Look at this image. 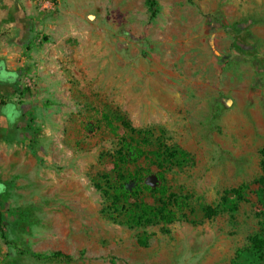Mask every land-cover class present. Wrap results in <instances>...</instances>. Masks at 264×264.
Listing matches in <instances>:
<instances>
[{"label":"rangeland","instance_id":"1","mask_svg":"<svg viewBox=\"0 0 264 264\" xmlns=\"http://www.w3.org/2000/svg\"><path fill=\"white\" fill-rule=\"evenodd\" d=\"M153 1L81 0L43 39L27 86L51 160L0 182V264H264V0ZM120 172L142 187L131 205L166 189L189 207L133 225L110 199Z\"/></svg>","mask_w":264,"mask_h":264},{"label":"crops","instance_id":"2","mask_svg":"<svg viewBox=\"0 0 264 264\" xmlns=\"http://www.w3.org/2000/svg\"><path fill=\"white\" fill-rule=\"evenodd\" d=\"M79 4L81 0H0V73L15 74L12 83L0 79V182H7L13 175H29L28 166H32L34 158L51 160V151L46 147L32 149L36 131L30 124V115L39 103L30 95L28 76L30 70L40 74L51 62L49 50L53 45L43 39L54 35L58 28L64 29L67 17L62 16V23L58 17L72 13ZM9 104L20 113L14 124L3 112Z\"/></svg>","mask_w":264,"mask_h":264},{"label":"trees","instance_id":"3","mask_svg":"<svg viewBox=\"0 0 264 264\" xmlns=\"http://www.w3.org/2000/svg\"><path fill=\"white\" fill-rule=\"evenodd\" d=\"M150 5L152 9L155 7V3L153 0H149ZM127 147L131 148L130 145H127ZM133 149V148H132ZM169 152V151H167ZM170 153V152H169ZM173 155V153H171ZM182 156H186L185 153H180ZM263 171H264V152H263ZM137 157H139V153L134 150H129L127 154L120 157V162L128 163L130 160H135ZM135 158V159H134ZM135 173H125L120 172L119 174V181L121 185L119 187H116L113 197H110L112 200V204L115 206V210H119V204L121 201L124 200L125 205H130V212H129V222L132 223L135 226H151L155 224L160 223H166L171 224L178 220V214L183 212L185 209L189 207V198L188 197H179L177 195H168L167 190L163 189L161 193V197L156 200L154 204L147 203V201L141 200L136 201L135 203H132V200H134V197L141 196L142 193V187L138 186L134 190L129 191L128 185L130 183H138V179L136 178ZM264 181V179H263ZM234 194L236 197L242 201L244 200V194H245V187H240L238 189H233L231 191H228L226 193ZM226 198V202H227ZM235 207V205H233ZM0 221H2V216L0 215ZM252 243L254 246V249L261 252L264 249V238L255 237L252 239ZM47 260L50 262H58V263H70L73 261V257L70 255H67L63 252H56L50 256L47 257Z\"/></svg>","mask_w":264,"mask_h":264},{"label":"clouds","instance_id":"4","mask_svg":"<svg viewBox=\"0 0 264 264\" xmlns=\"http://www.w3.org/2000/svg\"><path fill=\"white\" fill-rule=\"evenodd\" d=\"M2 67V65H0ZM0 79L6 80L9 83H12L15 80V74H10L7 72L0 73ZM4 115L8 119V121L12 124L16 122L20 113L18 109L13 104L6 105L3 109Z\"/></svg>","mask_w":264,"mask_h":264}]
</instances>
